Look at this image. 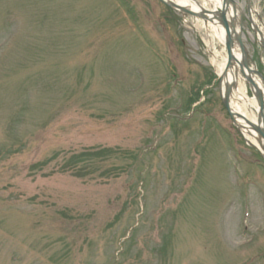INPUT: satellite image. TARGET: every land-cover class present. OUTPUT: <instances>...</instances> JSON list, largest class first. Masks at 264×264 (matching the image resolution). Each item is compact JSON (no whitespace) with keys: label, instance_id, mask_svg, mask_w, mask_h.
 <instances>
[{"label":"rangeland","instance_id":"1","mask_svg":"<svg viewBox=\"0 0 264 264\" xmlns=\"http://www.w3.org/2000/svg\"><path fill=\"white\" fill-rule=\"evenodd\" d=\"M211 27L157 0H0V264H264V163ZM252 99L241 75L250 119Z\"/></svg>","mask_w":264,"mask_h":264},{"label":"water","instance_id":"2","mask_svg":"<svg viewBox=\"0 0 264 264\" xmlns=\"http://www.w3.org/2000/svg\"><path fill=\"white\" fill-rule=\"evenodd\" d=\"M164 5L169 8L179 11L182 14L189 15L195 18H199L203 21L204 24L210 23L211 25L220 24L224 33V46L226 49V66L224 68L223 75L226 74V71L231 67L232 62L236 61L235 56L233 55L232 49L234 45L237 46L241 61L238 63L240 70L243 72L244 70L247 72L245 75V79L250 86V90L254 96V100L256 102L257 110L256 117L254 122L248 120L244 115L239 113H234L230 109V93H231V83H227L224 86L223 92L220 88V81L218 83V89L221 97V102L223 107L225 108L231 123L235 127V129L240 133V129H244L247 132V136L255 141L257 146H255L250 140L244 139L247 146L256 150L260 153L262 159L264 160V115H263V91L256 86V84L251 79L250 75L254 73L248 65L246 60L245 49L241 40V11L240 8L236 6V3L233 0H220L219 6L217 9L209 11L207 9H200L198 12H193L187 8L180 7L174 3L165 2L164 0H159ZM231 10L232 16L227 18L228 10ZM246 11L248 16L250 17V3L249 0H246ZM236 12H238V18L236 19L233 16H236ZM238 27L236 31L235 27ZM256 29V27H255ZM260 44L264 47V42L260 39ZM261 80L264 81L263 78ZM237 119L241 120L243 124L238 126Z\"/></svg>","mask_w":264,"mask_h":264},{"label":"bare ground","instance_id":"3","mask_svg":"<svg viewBox=\"0 0 264 264\" xmlns=\"http://www.w3.org/2000/svg\"><path fill=\"white\" fill-rule=\"evenodd\" d=\"M166 2H173L175 3L176 5L178 6H181V7H184V8H187L193 12L195 11H198L200 9V7H202V5L198 4L197 2H195L194 0H164ZM208 3L210 5H213V6H217L219 3H220V0H207ZM251 13V12H250ZM237 12H236V17H237ZM231 15V11L228 10V13H227V17H229ZM251 16V19H252V23L254 26L257 27L256 25V22H255V19L253 18L252 15ZM212 28V33H214V37L218 40L219 43L222 44L223 40H224V34H223V30L222 28L219 26V25H216L214 27H211ZM257 33L258 35H260L263 39H264V35L261 33V30L259 27H257ZM234 56L236 57V63L233 62V65L232 67H230L227 71H226V74L223 75L222 73L224 72V67L226 66V63H225V58L222 60L221 63H219L216 68H217V73L216 75L218 76L219 78V81H220V87H221V90L223 91L224 89V85L226 83H229V82H235V83H238L240 81V76L238 74V65H237V61H240V57H239V53H238V50L236 48H233L232 50ZM236 97H237V100L238 102H240V104L244 103L246 101L245 99V95H244V90L242 87L238 88L237 91H236ZM251 107H254V101H251L250 105ZM230 109L232 112H236V113H239V114H242L244 116L245 113L242 112V110L235 106L234 103L232 102V100H230ZM238 126L241 125L243 122L241 120H238ZM240 133L247 138V132L243 129H240Z\"/></svg>","mask_w":264,"mask_h":264},{"label":"trees","instance_id":"4","mask_svg":"<svg viewBox=\"0 0 264 264\" xmlns=\"http://www.w3.org/2000/svg\"><path fill=\"white\" fill-rule=\"evenodd\" d=\"M206 82H209L208 80L206 81ZM105 152H103V153H100V155H103Z\"/></svg>","mask_w":264,"mask_h":264}]
</instances>
